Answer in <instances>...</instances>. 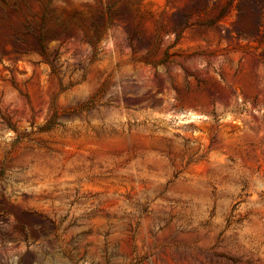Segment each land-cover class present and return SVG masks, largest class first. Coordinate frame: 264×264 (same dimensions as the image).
<instances>
[{"label": "rangeland", "instance_id": "obj_1", "mask_svg": "<svg viewBox=\"0 0 264 264\" xmlns=\"http://www.w3.org/2000/svg\"><path fill=\"white\" fill-rule=\"evenodd\" d=\"M0 264H264V0H0Z\"/></svg>", "mask_w": 264, "mask_h": 264}, {"label": "trees", "instance_id": "obj_2", "mask_svg": "<svg viewBox=\"0 0 264 264\" xmlns=\"http://www.w3.org/2000/svg\"><path fill=\"white\" fill-rule=\"evenodd\" d=\"M49 7H50V1H48L45 4V6L43 7L41 21L38 25L37 35H36V38H37L43 52L45 50V43L47 40L57 39L60 36H66L67 37L71 34V29L67 26L62 25L59 22L53 28H49V29L46 28V21L45 20H46L47 14H48ZM25 29H26L27 34H33L34 30L32 28V25L27 24L25 26ZM23 43L26 44V42H23ZM17 53H18V51H17Z\"/></svg>", "mask_w": 264, "mask_h": 264}]
</instances>
